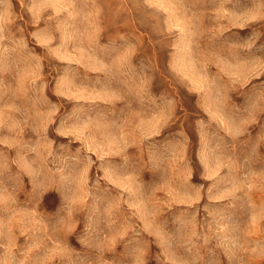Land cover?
I'll use <instances>...</instances> for the list:
<instances>
[{
    "label": "rangeland",
    "instance_id": "374dc122",
    "mask_svg": "<svg viewBox=\"0 0 264 264\" xmlns=\"http://www.w3.org/2000/svg\"><path fill=\"white\" fill-rule=\"evenodd\" d=\"M0 264H264V0H0Z\"/></svg>",
    "mask_w": 264,
    "mask_h": 264
}]
</instances>
